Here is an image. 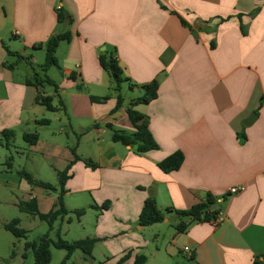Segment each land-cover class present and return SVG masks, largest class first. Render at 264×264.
<instances>
[{"label":"crops","instance_id":"1","mask_svg":"<svg viewBox=\"0 0 264 264\" xmlns=\"http://www.w3.org/2000/svg\"><path fill=\"white\" fill-rule=\"evenodd\" d=\"M57 32L71 34L56 51L61 78L48 74L52 67L46 72L58 90L39 89L34 75L44 76L37 68ZM105 51L119 61L131 92L158 80L157 97L135 108L148 117L158 149L139 153L112 140L113 130L134 133L126 112L134 99L121 93L117 107L100 64ZM39 93L58 110L48 111ZM253 113L256 120L245 125ZM53 123L58 132L50 131ZM6 130L27 144L16 151L29 162L22 170L44 183L57 180L43 202L42 191L29 192L26 201L35 198L42 213L58 200V173L73 162L64 205L87 211L66 216L72 221L61 233L76 220L86 232L78 240L98 239L80 264H117L126 255L122 264L140 256L144 264H252L264 256V0H0V133ZM25 133L38 142L28 144ZM176 152L182 166L162 171L159 163ZM209 196L216 218L179 231L189 218L167 208L188 210ZM150 197L165 218L143 227ZM106 202V210L92 207Z\"/></svg>","mask_w":264,"mask_h":264},{"label":"trees","instance_id":"2","mask_svg":"<svg viewBox=\"0 0 264 264\" xmlns=\"http://www.w3.org/2000/svg\"><path fill=\"white\" fill-rule=\"evenodd\" d=\"M65 21L64 13L60 12L58 14V22L62 23ZM71 39V34L69 32H57L54 34L45 44L46 48V58L41 65L42 71L45 73L44 76L34 75L33 84L37 88H42L45 86L53 87L56 91L58 86L54 80L46 75V72L53 66L57 65L56 51L61 41H69ZM100 64L102 68L110 75L113 84V90L117 94V107L119 108L123 104V98L121 96L122 84L123 82H130V80L123 75V69L119 64V61L114 57V54L111 52H103L100 56ZM132 86V84H130ZM158 80H154L151 83H148L143 86L144 94L131 101L130 106L127 108L126 112L130 121L132 122L135 131L134 133H127L124 131L113 130L112 131V140L114 142L121 143L125 146H130L135 149L136 152L145 153L152 150L158 149L156 141L153 139L150 130H149V120L148 117L137 111L135 106L139 104H149L157 97L158 93ZM106 98L91 97L93 102H101ZM38 102L46 107L48 111H56L57 107L53 105V98L50 96H44L43 93H39L37 97ZM50 121L48 119H42L39 121L41 125H48ZM112 129L111 125H108ZM6 140L9 142L14 139V131H2L0 133ZM24 140L31 145H34L38 142V135L35 133H25L23 135ZM9 147V143H7ZM72 152H75V149L72 148ZM184 161V156L181 152H176L163 161L159 163V168L166 172L170 173L178 170ZM73 163V162H72ZM71 163V164H72ZM70 164V166H71ZM63 172L58 173L59 177V197L53 208L47 212L42 213L39 210L38 203L35 198H32L28 201H25L19 204V209L30 215L38 217L40 220L45 221L48 224V231L42 235L38 240L33 242H27L25 245L26 250H31L34 256V264H49L52 259L51 248L61 249L66 251V255L60 264H67V261L72 257L76 251H81L85 256H91L98 239L96 238H85L75 240L73 242H68L61 237V226L66 220V216L73 213L77 219H80L87 211L86 208H80L77 210L69 211L64 205V194H65V183L68 179L69 168ZM19 176L24 179L29 185L37 186L44 188L50 191H56L53 185L49 183H44L38 180L33 179V177L24 170L19 172ZM216 203V200L210 196L206 198L205 201L197 203L188 210H175L172 207H168V211H173L180 218H189L187 223H180L177 226L179 231L185 229L188 224L200 221H211L216 218V215L219 213L217 209L212 210L211 206ZM93 208L106 210L109 208V202L104 203L102 206L98 207L96 205L92 206ZM163 212L158 208L156 200L154 197L148 198L143 205V208L140 213L139 223L143 227L151 226L157 223H161L164 220ZM72 221L71 218L66 220L67 223ZM20 223L19 219H13L7 223L4 227L7 231L11 232L14 236L22 238L26 237L27 231L18 227ZM127 257L124 256L117 264H122V262ZM146 257L140 256L136 258L135 264H144ZM252 264H264V256H256Z\"/></svg>","mask_w":264,"mask_h":264},{"label":"rangeland","instance_id":"3","mask_svg":"<svg viewBox=\"0 0 264 264\" xmlns=\"http://www.w3.org/2000/svg\"><path fill=\"white\" fill-rule=\"evenodd\" d=\"M43 62L44 59H42L41 63L43 64ZM37 72L41 75L45 74L42 69L40 70L39 68H37ZM48 74L57 79L61 78V74L59 73L57 67H52ZM46 90L48 92L52 91L50 87H46ZM121 93L124 99L128 102L131 99L141 97L144 94V91L140 90L139 93L131 92L128 82L125 81L122 84ZM49 117H53V114L50 113ZM52 127L54 128L50 130L51 132L59 131L58 123H53ZM63 139L65 142L67 141L66 137ZM7 141L8 140L4 137H2V140L0 141V264H34L35 260L33 253L31 250H26L25 245L27 242L36 241L44 235L48 231V224L36 216L22 212L19 209V204L28 199L29 192L38 193L39 191H42L43 197L40 195V200H42L41 198L47 199L48 193L54 195V192L44 188L39 189L36 186L28 185L25 181L23 182V185H14L12 180L16 177L21 178L19 176V172L29 166V162L26 160L25 155L16 153V151L21 153L24 152V147H26L27 144H25L21 138H19L17 142L13 139L9 142ZM7 143H9V147H7ZM14 145L15 148L13 150L11 148ZM12 158L13 162L11 161ZM29 160H32V156H30ZM47 178H49V176ZM49 183L56 185L57 180L51 179ZM72 199H74V197ZM13 219L20 220L18 227L27 231L26 237H16L5 229L4 226ZM88 219L89 222L94 221V218L91 216ZM81 227L82 226L75 220L70 225L71 230L69 233L62 231V239L68 242L78 240V238L86 234V232H83V228ZM51 252L52 259L49 264H60L66 255L65 250L56 249L54 247L51 248ZM85 257L86 256L81 251H76L67 264H80Z\"/></svg>","mask_w":264,"mask_h":264},{"label":"water","instance_id":"4","mask_svg":"<svg viewBox=\"0 0 264 264\" xmlns=\"http://www.w3.org/2000/svg\"><path fill=\"white\" fill-rule=\"evenodd\" d=\"M256 118H257V115L255 113H253L250 117H248V119H246L244 121V124L245 125H251L256 120ZM212 207H213V209H215L216 205L214 204Z\"/></svg>","mask_w":264,"mask_h":264},{"label":"built area","instance_id":"5","mask_svg":"<svg viewBox=\"0 0 264 264\" xmlns=\"http://www.w3.org/2000/svg\"><path fill=\"white\" fill-rule=\"evenodd\" d=\"M240 190H242V188ZM236 191H238V189H236V188L230 190L231 193H235ZM218 221L221 222L222 218L220 217ZM184 250L186 252H190V248L189 247H185Z\"/></svg>","mask_w":264,"mask_h":264}]
</instances>
